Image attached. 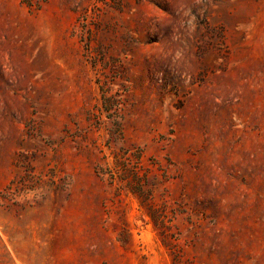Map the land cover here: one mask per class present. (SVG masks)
I'll return each instance as SVG.
<instances>
[{"label": "rangeland", "instance_id": "rangeland-1", "mask_svg": "<svg viewBox=\"0 0 264 264\" xmlns=\"http://www.w3.org/2000/svg\"><path fill=\"white\" fill-rule=\"evenodd\" d=\"M0 264H264V0H0Z\"/></svg>", "mask_w": 264, "mask_h": 264}]
</instances>
